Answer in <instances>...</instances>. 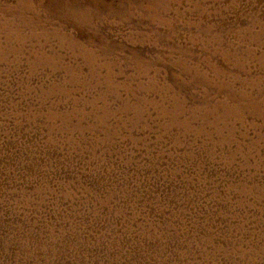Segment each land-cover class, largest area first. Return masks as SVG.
<instances>
[{
    "label": "rangeland",
    "instance_id": "1",
    "mask_svg": "<svg viewBox=\"0 0 264 264\" xmlns=\"http://www.w3.org/2000/svg\"><path fill=\"white\" fill-rule=\"evenodd\" d=\"M0 264H264V0H0Z\"/></svg>",
    "mask_w": 264,
    "mask_h": 264
}]
</instances>
